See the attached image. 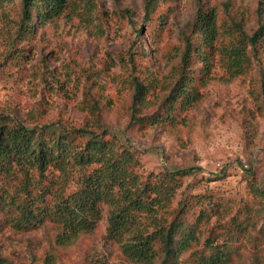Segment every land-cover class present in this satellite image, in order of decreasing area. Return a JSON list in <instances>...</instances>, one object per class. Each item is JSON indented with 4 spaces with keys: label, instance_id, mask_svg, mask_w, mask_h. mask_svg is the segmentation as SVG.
Here are the masks:
<instances>
[{
    "label": "rangeland",
    "instance_id": "374dc122",
    "mask_svg": "<svg viewBox=\"0 0 264 264\" xmlns=\"http://www.w3.org/2000/svg\"><path fill=\"white\" fill-rule=\"evenodd\" d=\"M144 1L71 0L52 22L42 27L34 22L36 33L29 43L15 41L25 56H10L22 0H0V124L20 121L78 128L97 121L137 152L144 174L192 169L183 179L180 196L213 195L222 211L204 234L211 229L221 234L233 217L250 214L245 208L257 212L259 201L251 185L264 188V58L233 80L217 59L203 100L173 133L141 131L131 124L130 86L133 75L145 79L148 70L165 82L180 61L181 35L188 33L200 9L217 12L223 46L235 36L227 31L232 20H243L247 33L257 28L264 0H165L154 24L144 18ZM160 13L167 16L163 27L157 23ZM141 27L138 37L136 29ZM263 222L259 220L258 230ZM106 235L103 223L98 231L83 236L63 263L100 259L105 264H131ZM47 240L44 229L19 234L8 226L0 228V252L16 264H28L33 254H42ZM244 252L238 264H264L263 250L249 247ZM181 264H192L188 255Z\"/></svg>",
    "mask_w": 264,
    "mask_h": 264
},
{
    "label": "trees",
    "instance_id": "16d2710c",
    "mask_svg": "<svg viewBox=\"0 0 264 264\" xmlns=\"http://www.w3.org/2000/svg\"><path fill=\"white\" fill-rule=\"evenodd\" d=\"M164 2L144 1L147 22L154 24ZM70 3L22 0L10 56H25L15 41L29 43L36 33L35 21L45 26ZM258 14V26L251 33L244 31L243 20H232L227 31L235 36L222 46L217 12L200 9L188 33L181 35L180 61L164 83L149 70L145 79L132 76L131 124L141 131L156 128L166 133L185 125L214 79L217 59L229 80L249 73L254 61L264 58V2ZM166 17V13L157 17L160 27ZM136 31L139 37L143 28ZM131 62L136 69L134 57ZM142 169L137 152L97 121L78 128L1 121L0 228L8 226L19 234L45 230L48 245L28 264H64L63 257L73 246L103 223L107 240L131 264H181L185 255L192 264H238L249 247L264 251V222L257 229L259 220L264 221V188L251 185L259 201L257 212L245 208L251 215L239 218L238 214L221 234L211 229L205 236L222 206L209 193L180 196L183 179L192 169L148 174ZM0 264L16 263L0 252ZM86 264L105 262L96 259Z\"/></svg>",
    "mask_w": 264,
    "mask_h": 264
}]
</instances>
